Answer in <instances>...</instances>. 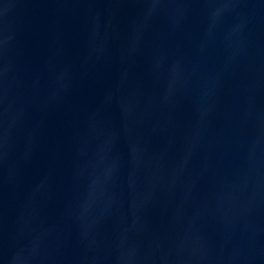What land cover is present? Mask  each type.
<instances>
[{"label": "water", "instance_id": "1", "mask_svg": "<svg viewBox=\"0 0 264 264\" xmlns=\"http://www.w3.org/2000/svg\"><path fill=\"white\" fill-rule=\"evenodd\" d=\"M0 264H264V0H0Z\"/></svg>", "mask_w": 264, "mask_h": 264}]
</instances>
